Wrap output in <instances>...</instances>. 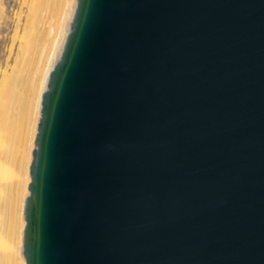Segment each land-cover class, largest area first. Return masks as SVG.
I'll return each mask as SVG.
<instances>
[{
	"label": "water",
	"instance_id": "water-1",
	"mask_svg": "<svg viewBox=\"0 0 264 264\" xmlns=\"http://www.w3.org/2000/svg\"><path fill=\"white\" fill-rule=\"evenodd\" d=\"M34 144L25 264H264V0H76Z\"/></svg>",
	"mask_w": 264,
	"mask_h": 264
},
{
	"label": "bare ground",
	"instance_id": "bare-ground-1",
	"mask_svg": "<svg viewBox=\"0 0 264 264\" xmlns=\"http://www.w3.org/2000/svg\"><path fill=\"white\" fill-rule=\"evenodd\" d=\"M20 3L8 54L0 65V264H25L24 204L41 95L62 52L76 6V0Z\"/></svg>",
	"mask_w": 264,
	"mask_h": 264
},
{
	"label": "rangeland",
	"instance_id": "rangeland-1",
	"mask_svg": "<svg viewBox=\"0 0 264 264\" xmlns=\"http://www.w3.org/2000/svg\"><path fill=\"white\" fill-rule=\"evenodd\" d=\"M21 0H1L3 14L0 17V65L3 64L6 55L8 54V45L10 36L13 32L14 24L17 19L18 6L21 5ZM25 6L21 9L23 16Z\"/></svg>",
	"mask_w": 264,
	"mask_h": 264
}]
</instances>
